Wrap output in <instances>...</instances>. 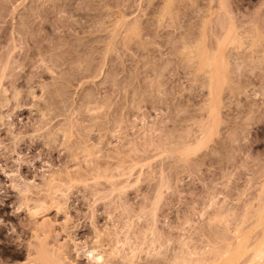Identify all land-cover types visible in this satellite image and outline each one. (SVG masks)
<instances>
[{
  "label": "rangeland",
  "instance_id": "374dc122",
  "mask_svg": "<svg viewBox=\"0 0 264 264\" xmlns=\"http://www.w3.org/2000/svg\"><path fill=\"white\" fill-rule=\"evenodd\" d=\"M1 114L0 264H34L45 220L68 264L198 259L264 197V0H0ZM6 172L64 207L35 221Z\"/></svg>",
  "mask_w": 264,
  "mask_h": 264
},
{
  "label": "bare ground",
  "instance_id": "6f19581e",
  "mask_svg": "<svg viewBox=\"0 0 264 264\" xmlns=\"http://www.w3.org/2000/svg\"><path fill=\"white\" fill-rule=\"evenodd\" d=\"M220 45L222 46V44H220ZM220 45H219V47H220ZM218 51H219V48L217 50V53H218ZM212 53H214V52H212ZM214 54H210L211 56L208 55L207 57H202V61H201L202 63L204 62L203 63L204 65H202L203 68L205 65H206L205 67L208 66V68L213 67V69L210 68L212 70H209V72L212 71V72H210L212 74H213V71H217V69H216V68H218L217 63L219 62L218 57ZM202 56H206V55L204 54ZM204 58H207V59H204ZM221 59L223 60V57H221ZM223 62H224V60L222 61L221 64H223ZM223 77H224V75L223 76L213 75V77H211L210 80L212 81V84H213L212 86H214V90H215V86H216L217 82H220L222 79L225 80ZM210 84H211V82H210ZM212 86H210V88H212ZM4 90L6 91V89H4ZM214 90L212 89L213 94H214ZM210 91H211V89H210ZM216 91H217V89H216ZM216 96H217V94H216ZM34 98H35V96H34ZM86 109H87V112L89 111L91 114H96V112H99L100 106L97 105V103L95 105L89 104ZM211 111H212V109H211ZM91 116H94V115H91ZM3 120H4V116H2V114H1L0 121H3ZM60 131H61V133H60L61 135L60 134L59 135L63 136V138L65 140L69 141L70 133L66 130H60ZM82 150L87 157H89V158L92 157L93 154L91 153V151L89 149L87 150V149L82 148ZM7 175L9 176V178L12 182L11 185L14 187V189H16L18 191L19 195L21 196V203L18 206V208H21L24 206L26 211L29 214V217H31L35 221H38L37 218L41 217L43 215L44 211L46 210V208L49 206V204H47L49 199L51 201L55 202L54 203L55 205L52 202H50L51 204H53V205L50 204L51 206H55V208H56V206H58V207L60 206V208L64 207V204H65L64 201L66 200V198L68 196V193H67L68 188H66V186H64V184H61L62 180L60 178L58 179V177L57 178L54 177L55 174L53 176L49 175L50 176V177L48 176L49 178H46V176H45L46 179L43 177V179L46 182H43V181L42 182H43L44 186L46 187V189L40 188V186L41 187L43 186L42 184L38 185L39 183L37 184V182L32 181L31 179L30 180L26 179L20 174L19 175H17L16 173L11 174L9 172V173H7ZM62 186L65 187V189L62 188ZM38 189H39V191H38ZM43 189H45L44 192H43ZM41 194H43V195H41ZM223 214H219V215L223 216ZM254 216H255V219L253 220L252 219L253 217H251V219L253 221H251L250 225H248V226L247 225L244 226V224L247 223L246 220L244 222L241 221L243 224L241 223L240 226H238V227L236 226V229L234 230V234L230 238L227 235L224 234L225 235L224 236L220 233L218 235V237L216 235V238L213 241L209 242L208 245H206L207 246L206 248L202 249L200 247L201 248L200 253H197L195 251L193 254L191 253L193 255V257H194V255H197L199 257L198 259L193 260L192 258L189 259L187 257H177L175 255L176 258H175V262L173 264H264V197L262 199L261 204L257 208V211L255 212ZM44 217H45V213H44ZM45 219H46V217H45ZM41 221H42V219H41ZM39 222H36V223H38L37 226L39 225V228L42 230L43 229L45 230L46 227H47V230H48V228L49 229L51 228L50 230L55 229L54 223L52 221H51V223H48L49 221L46 222V220H45V221H43L42 224ZM0 225H2V224L0 223ZM39 228H38V230H39ZM56 229H57V226H56ZM50 230L47 231V233L49 232L47 234V236L44 235L43 237L40 236V239L38 238L39 241L36 243L37 245L33 247V249H34L33 252H32V249L31 250L28 249V259H30V262H32L34 264H36V263H40V264H68L67 262H68L69 258H68V252L66 249L67 248L66 244L58 245L59 244L58 243L57 246H55V247L54 246L49 247L51 244H49V241L47 239H49V235H51V232L54 233L53 230L52 231H50ZM36 233H38V232H36ZM216 234H218V233H216ZM226 236H227V238H226ZM119 243H120V241H119ZM30 246H31V244H30ZM201 250H203L202 253H201ZM89 254H90L89 256L91 257V259L94 262H96L97 264H114V263H112V260H111V262H110V260L105 261L103 254H101L99 251H96L95 249L90 250ZM113 254H114L113 255L114 258H117L119 256L118 251L114 252ZM111 255H112V253H111ZM120 257H121V255H120ZM115 263H117V262H115Z\"/></svg>",
  "mask_w": 264,
  "mask_h": 264
}]
</instances>
